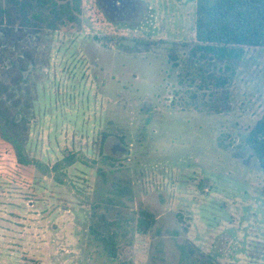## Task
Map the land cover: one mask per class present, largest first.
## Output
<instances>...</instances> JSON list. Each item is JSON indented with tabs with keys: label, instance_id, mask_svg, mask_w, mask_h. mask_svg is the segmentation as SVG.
<instances>
[{
	"label": "rangeland",
	"instance_id": "rangeland-1",
	"mask_svg": "<svg viewBox=\"0 0 264 264\" xmlns=\"http://www.w3.org/2000/svg\"><path fill=\"white\" fill-rule=\"evenodd\" d=\"M112 1L86 0L75 29L0 37L7 79V64L28 68L15 90L34 99L29 157L49 167L77 157L45 174L19 165L0 137V264H264L263 173L219 145L264 114V50L248 52L231 113L183 111L172 103L180 83L169 54L187 53L196 0H126L139 6L132 14L114 12ZM107 36L158 47L131 54ZM143 209L157 217L148 235L136 230ZM96 211L117 231L120 259L91 236Z\"/></svg>",
	"mask_w": 264,
	"mask_h": 264
},
{
	"label": "trees",
	"instance_id": "trees-1",
	"mask_svg": "<svg viewBox=\"0 0 264 264\" xmlns=\"http://www.w3.org/2000/svg\"><path fill=\"white\" fill-rule=\"evenodd\" d=\"M92 2L93 20L103 27L104 15L95 1ZM85 10L86 0H0V37L12 39L16 32L38 35L75 29L81 27ZM194 25V38L187 53L181 57L174 49L169 54L174 68L179 71L180 83L175 92L177 99L172 103L180 110H195L208 116L229 114L233 111L232 87L248 52L264 50V0H196ZM111 38L105 39L131 54L149 53L158 47L156 42L142 38L134 39L132 46L124 45L123 38L113 37L116 41ZM21 62L19 68L16 61L7 64L8 79L0 71V137L11 146L19 165L38 167L45 174L62 173L77 162L75 155L65 156L52 167L28 155V116L34 99L29 92L17 96L15 86L26 79L28 71L24 61ZM219 140L220 147L233 149L235 159L245 164L256 159L264 176V114L237 139L225 134ZM121 190L124 195L125 191L130 194L125 187ZM112 203L113 200L100 203L95 209L106 206L109 210ZM156 222L154 213L141 210L138 234L148 235ZM90 234L109 258L120 259L118 233L105 214L94 213Z\"/></svg>",
	"mask_w": 264,
	"mask_h": 264
},
{
	"label": "flooded vegetation",
	"instance_id": "flooded-vegetation-1",
	"mask_svg": "<svg viewBox=\"0 0 264 264\" xmlns=\"http://www.w3.org/2000/svg\"><path fill=\"white\" fill-rule=\"evenodd\" d=\"M112 4H113V8L115 10L114 12H117V13L125 12L130 7V5H127V1L126 0H113ZM137 8L139 9L138 5L132 6L131 8H129V13L132 14L133 10H135V12L137 13L138 12Z\"/></svg>",
	"mask_w": 264,
	"mask_h": 264
}]
</instances>
